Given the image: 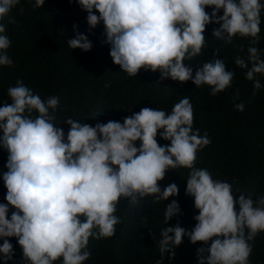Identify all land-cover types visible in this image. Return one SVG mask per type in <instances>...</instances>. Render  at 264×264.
<instances>
[{"label":"clouds","instance_id":"obj_1","mask_svg":"<svg viewBox=\"0 0 264 264\" xmlns=\"http://www.w3.org/2000/svg\"><path fill=\"white\" fill-rule=\"evenodd\" d=\"M19 3L0 0V20L8 17V23H16L9 13ZM43 4L44 0H35L32 7ZM78 4L87 12L89 29L103 22L104 43L110 45L112 62L128 77L142 68L158 71L161 80L207 85L211 96L231 85L234 72L225 70L216 52L195 71L184 61L201 54L209 23L219 24L212 36L225 45L232 44L237 35L258 43L264 9L260 0H78ZM206 6L212 8L211 14ZM220 10L223 15L217 16ZM19 12L23 14L24 8ZM5 31L0 24V65L11 67L13 60L7 54L11 41ZM67 45L84 52L92 48L87 36L79 33ZM247 51V60L238 56L235 64L247 69L244 76L253 82L255 95L264 86L257 79V74L264 75V59L257 47ZM7 95L11 104L0 106V146L8 152L2 177L7 204H0V238H4L0 259L4 264L14 256L10 237L17 238L26 264H54L60 258L62 264H84L91 256L87 250L90 238L115 235L116 225L122 222L115 215L121 199L137 204L147 196L159 202L178 194L176 184L163 191L158 184L169 169L177 168L190 170L185 194L194 198L199 214L190 232L179 222L161 229V259L165 253L174 257L172 249L187 236L193 244L211 240L210 247L197 249L198 264H249V241L264 231V197L254 201L237 188L239 195L234 199L230 183L214 180L207 169L195 166L197 152L211 140L207 133L193 130V105L188 97L175 103L170 114L145 107L124 118L122 124L109 121L91 126L67 118L70 128L65 136L54 123L60 103L57 96L42 100L21 80L8 88ZM234 107L244 111L243 103ZM158 133L170 144L158 145ZM9 206L15 209L10 219ZM178 214L179 204L172 200L165 207L164 224Z\"/></svg>","mask_w":264,"mask_h":264},{"label":"trees","instance_id":"obj_2","mask_svg":"<svg viewBox=\"0 0 264 264\" xmlns=\"http://www.w3.org/2000/svg\"><path fill=\"white\" fill-rule=\"evenodd\" d=\"M34 3L35 0H20L9 13L16 23H8V17L0 20V24L5 25L4 34L11 41L7 54L13 60L11 67L0 65V106L11 104L7 91L17 80L23 81L42 100L57 96L60 103L54 123L66 136L70 128L65 123L67 118L91 126L109 121L122 124L124 118L145 107L170 114L174 104L186 96L193 105V130L199 129L200 135L207 133L211 140L197 152L195 166L207 169L214 180L230 183L234 199L239 193L254 201L264 197V86L253 95V82L244 76L247 69L235 64L238 56L247 60L249 47L260 49L264 59V9L260 14L258 43L252 44L250 37L237 35L232 44L225 45L212 36L213 29L219 24L209 23L203 33L206 40L201 54L191 61H184L195 71L203 63L210 62L216 52L215 58L224 60L225 70L234 72L231 85L211 96V88L207 85L196 87L191 80L183 83L161 80L158 71L153 73L142 68L136 76L128 77L112 62L110 45L104 43L103 22L89 29L87 12L81 9L78 0H44L41 8L33 9ZM260 3L264 4V0ZM20 7L24 8L23 14L19 12ZM205 11L211 14L212 8L206 6ZM93 13L99 15L95 9ZM222 15L223 10H220L217 16ZM77 33L87 36L92 43L89 51L68 47L67 41L75 38ZM257 79L264 85V75L257 74ZM237 93L238 98H235ZM238 103L244 104L243 112L235 109L234 105ZM35 115L37 113L33 112ZM156 140L160 146L170 144L161 139L159 133ZM140 143L137 140L135 146L139 147ZM7 156V150L0 146V204H7V189L2 179L7 171ZM189 171L186 168L169 169L158 182L161 191L169 184H176L178 194L175 197L155 202L153 196H147L137 204L121 199L115 215L122 222L116 225L115 235L90 238L87 250L91 256L84 264H157V261L161 264H198L197 249L210 247L211 240L207 244H193L185 236L182 243L172 249L175 256L171 259L169 253H165L162 260L158 248L162 228L179 222L180 227L190 232L197 223L194 217L199 210L194 207V198L185 194ZM172 200L178 202L181 214L164 224L165 207ZM236 210H239L238 205ZM13 211L15 209L9 206L7 218L10 219ZM7 239L14 251L8 264H26L17 238ZM3 240L0 238V245ZM249 243L252 245L249 264H264V231ZM0 264H4L2 259ZM54 264H62V258Z\"/></svg>","mask_w":264,"mask_h":264}]
</instances>
